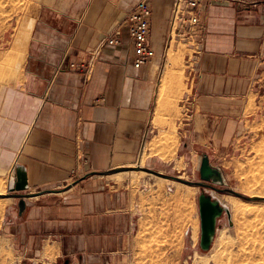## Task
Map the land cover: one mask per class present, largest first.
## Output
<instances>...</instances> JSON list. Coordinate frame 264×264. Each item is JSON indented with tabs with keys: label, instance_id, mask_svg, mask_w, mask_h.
Masks as SVG:
<instances>
[{
	"label": "crops",
	"instance_id": "0c3cea01",
	"mask_svg": "<svg viewBox=\"0 0 264 264\" xmlns=\"http://www.w3.org/2000/svg\"><path fill=\"white\" fill-rule=\"evenodd\" d=\"M137 2H43L31 33L27 83L9 87V115H0V172L8 169L10 179L16 164L25 166L28 192L33 193L71 186L27 198L22 216L18 199L11 198L5 226L18 237L34 229L32 236L50 231L57 246L61 237L72 236L69 247L79 253L78 264H110L120 251L123 231L133 225V203L115 197L110 202L117 206L122 200L125 209H110L99 184L89 180L92 176L64 188L63 183L80 172L129 165L149 134L154 132V138L166 128L155 121L174 0H151L149 39L155 56L149 64L135 67L133 47L123 30V44L105 49L91 73L70 68L111 34ZM202 18V45L183 48L188 92L180 106L186 113L195 110L197 115L200 110L205 120L224 118L226 123L243 109L254 88H264V0H206ZM169 119L178 123L173 116ZM200 136L214 134L204 130ZM10 140L18 142L13 152L6 146ZM73 186L84 190L73 192ZM107 228L115 234L113 251L104 247L109 243L103 239Z\"/></svg>",
	"mask_w": 264,
	"mask_h": 264
},
{
	"label": "rangeland",
	"instance_id": "374dc122",
	"mask_svg": "<svg viewBox=\"0 0 264 264\" xmlns=\"http://www.w3.org/2000/svg\"><path fill=\"white\" fill-rule=\"evenodd\" d=\"M46 1L0 0V62L4 60L0 63V72H3L4 76L2 78L0 74V115H9V87L27 83L26 62L33 29H29V26L40 16L41 7ZM19 35L22 39L20 38L16 45ZM186 47L182 42H174L170 48L167 47L169 50L166 71L162 78L155 121V124L166 128L154 138V132H151L146 145L127 166H136L141 160L143 167L186 180L199 181L201 159L203 154H207L211 162L222 169L227 187L246 196L264 197V88H254L246 98L243 109L232 113L234 118H228L226 123L224 118H210L209 121L208 117L205 120L200 110L197 115L195 110L193 113L191 110L186 113V108L180 106L184 94L188 92L186 66L182 57L183 48ZM7 56H11V59L4 58ZM12 57L19 59L12 60ZM2 64L8 65L10 70ZM175 64L178 66L175 67ZM191 113L194 115L186 119ZM170 116L178 123H171ZM3 119L4 116H0V120ZM10 126L6 125V128ZM204 130L212 131L214 136L201 138ZM226 133L227 138L222 136ZM151 138L153 140L149 141ZM6 146L10 149L9 152H13L17 149L18 142L10 140L6 142ZM143 151L145 155L142 157ZM83 175L84 172L77 173L75 177L63 183V188L73 184ZM9 176L8 169L0 172V178L5 180L6 193ZM89 180L99 184L103 202L110 209H125L121 205L122 200L117 206L110 202L114 201L115 197L125 198L128 201L126 204L129 201L133 203V225L127 232L123 231L124 236L120 238V241L123 239L122 243L116 244L112 238L115 234L110 232V228L105 232L103 239L109 243H104V247H108L109 251L115 250L116 245L120 247L119 253L110 264H264L262 201H248L238 196L220 194L232 199L240 209L237 210L234 205L230 208L228 205L231 212L225 211L219 218L212 246L204 250L200 244L199 196L206 190L142 170L94 175ZM72 188L73 192L84 190L76 186ZM6 202L9 204L0 205V208L4 207L3 210L0 209V243L3 241L0 264H78L79 253L71 251L69 247L74 242L72 236L61 237L57 246V238L53 237L50 231L32 236L30 233H37L34 229L31 232L26 231L24 237L21 234L18 237L12 229H7L5 225L9 219L5 213L13 200ZM251 207L256 210L252 212L249 210ZM120 225L124 227L122 222ZM14 226L17 227L18 224ZM118 232L122 233V230ZM47 247L53 250L52 256H45Z\"/></svg>",
	"mask_w": 264,
	"mask_h": 264
},
{
	"label": "built area",
	"instance_id": "2783aa9c",
	"mask_svg": "<svg viewBox=\"0 0 264 264\" xmlns=\"http://www.w3.org/2000/svg\"><path fill=\"white\" fill-rule=\"evenodd\" d=\"M206 0H174L169 20L170 31L168 47L182 42L194 48H200L204 39L206 27L202 18V8ZM152 8L151 0H138L134 8L125 16L123 22L114 31L101 39L89 49L87 57L79 62H72L70 68L85 73H91L96 62L109 47L123 44L124 30L133 47L134 65L141 68L149 64L155 56V50L150 43Z\"/></svg>",
	"mask_w": 264,
	"mask_h": 264
},
{
	"label": "water",
	"instance_id": "95a60500",
	"mask_svg": "<svg viewBox=\"0 0 264 264\" xmlns=\"http://www.w3.org/2000/svg\"><path fill=\"white\" fill-rule=\"evenodd\" d=\"M129 170H144L151 174L164 177L171 180H176L191 186L201 187L206 190V192L201 193L199 196V208L201 217V240L200 244L202 249L208 250L212 246L215 234L217 232V225L219 218L224 214V212L229 211L222 206L219 201L208 191L212 190L220 194H230L234 196L241 197L248 201H262L264 202V197L262 196H246L237 192L235 189L227 187L226 177L222 169L213 164L209 155L203 154L200 165V180L190 181L179 176L170 175L163 173L161 171L155 170L149 167H134V166H119L115 168H110L104 171H93L84 175L82 178L77 179L74 184H78L81 181L94 176V175H108L120 171ZM70 188V187H68ZM66 189H47L37 193L28 192L29 184L27 181V172L25 166L21 164H16L12 176L8 182V191L6 194H0V197L15 198L18 199V209L19 215L22 216L27 207V198L34 197L38 194L45 192H58L64 191Z\"/></svg>",
	"mask_w": 264,
	"mask_h": 264
},
{
	"label": "bare ground",
	"instance_id": "6f19581e",
	"mask_svg": "<svg viewBox=\"0 0 264 264\" xmlns=\"http://www.w3.org/2000/svg\"><path fill=\"white\" fill-rule=\"evenodd\" d=\"M33 25H34V21H32L31 23H30V26H29V29H31V28H33ZM28 34V33H27ZM23 35V34H22ZM20 36V35H19ZM20 38L22 39V37L20 36V37H18V39H17V41L15 42L16 43V45H18V40H20ZM16 40V39H15ZM21 42V41H20ZM23 42V41H22ZM21 45V44H20ZM14 46V45H13ZM18 47H21V46H18ZM23 47V46H22ZM21 49V48H20ZM22 50V49H21ZM11 51V50H10ZM14 51H16L15 49H14ZM13 51V52H14ZM23 51V50H22ZM22 51H21V53H22ZM9 53V52H8ZM7 54V53H6ZM6 54H3V56H6ZM14 54V53H13ZM20 54V53H19ZM18 54V55H19ZM0 55H2V53L0 54ZM10 55V54H9ZM12 55V54H11ZM20 56H21V54H20ZM2 56H0V58H1ZM8 57L9 56H7V57H4V58H6L7 60H9V59H11V56L9 57V59H8ZM13 58L16 60V61H18V59H19V57H17L18 59H16V57H12V60H13ZM1 61V60H0ZM4 61V60H3ZM2 61V62H3ZM2 62H0V63H2ZM21 62H22V60H21ZM1 65V64H0ZM17 65H19V64H17ZM21 65V64H20ZM2 66L4 67H6L7 68V66L6 65H3L2 64ZM16 67V65L13 67V68H15ZM19 67V66H18ZM21 67V66H20ZM10 68V67H9ZM4 70H5V68H3ZM21 69V68H20ZM19 69V70H20ZM7 70H10V69H8L7 68ZM3 71V70H2ZM17 71V70H16ZM11 72V71H10ZM19 73H20V71H18ZM14 72H12V74H13ZM0 74H1V76L3 75V72H0ZM8 74V73H7ZM6 74V75H7ZM18 74V73H17ZM21 75V74H20ZM4 76H2V78H3ZM15 78V77H14ZM5 79V78H4ZM9 79V78H8ZM19 79H20V77L17 79L18 81H19ZM172 139V138H171ZM175 140V139H174ZM173 140V141H174ZM166 141V140H165ZM172 142V141H171ZM164 143H166V142H164ZM163 143V144H164ZM167 144H168V142H167ZM170 145V144H169ZM164 146V145H163ZM168 146V145H167ZM173 147H175V146H173ZM172 149V148H171ZM168 150V149H167ZM166 150V151H167ZM169 151V150H168ZM167 151V153H169ZM171 151V150H170ZM143 154L145 155V153H144V151L142 152V157H143ZM164 154H166L165 152H164ZM170 155V154H169ZM168 154H167V156H169ZM164 156V155H163ZM171 156V155H170ZM168 158V157H167ZM143 159V158H142ZM137 165H139L138 167H143V163L141 162V160H140V162L137 164ZM136 165V166H137ZM136 166H134V167H136ZM129 171H132V170H129ZM142 171H144V170H142ZM145 172H147V171H145ZM149 173V172H148ZM118 174H120V173H118ZM5 180L3 179V178H0V194H6V190H5ZM208 193H210L211 195H213L218 201H219V203L222 205V206H224L228 211H229V213L231 212V210H230V208H231V206L232 205H234L235 207H236V209L237 210H239L240 209V207L237 205V204H235V202L232 200V199H230V198H228V197H224V196H221L220 195V193H217V192H215V191H212V190H210V191H208ZM220 195V196H219ZM6 200H11V198H7V197H1V199H0V205L2 206H4L5 205V203H6V205H7V203L8 202H6ZM11 202V201H10ZM9 204V203H8ZM230 206V208H229V206ZM248 207V206H247ZM246 207V208H247ZM2 208H4V207H2ZM2 208H0L1 210H3ZM242 210V209H241ZM249 210H256V208L254 207V208H249ZM258 210V209H257ZM254 211H252V212H254ZM258 212V211H257ZM3 241H1V243H0V245H1V248H0V251L2 250V248H3ZM52 253H53V250L51 251V248L50 247H47L46 248V251H45V256H47V257H49V256H52ZM1 254V253H0Z\"/></svg>",
	"mask_w": 264,
	"mask_h": 264
}]
</instances>
